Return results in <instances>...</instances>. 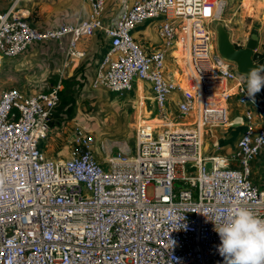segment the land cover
I'll use <instances>...</instances> for the list:
<instances>
[{
  "label": "built area",
  "instance_id": "built-area-1",
  "mask_svg": "<svg viewBox=\"0 0 264 264\" xmlns=\"http://www.w3.org/2000/svg\"><path fill=\"white\" fill-rule=\"evenodd\" d=\"M85 1L87 18L49 29L33 27L17 3L0 11V54L17 57L35 42L68 36L65 67L83 54L79 35L101 32L108 47L91 86L124 95L149 83L160 121L135 123L132 148L102 159L82 124L66 154L49 157L40 144L59 105L63 69L44 91L2 90L0 264H225L212 220L236 206L264 218V184L250 176L264 154V106L251 102L243 75L217 52L213 23L225 1L123 0L110 22L107 0ZM148 20L156 30L151 52L133 37ZM233 103L242 108L235 148L206 154L205 135L228 122Z\"/></svg>",
  "mask_w": 264,
  "mask_h": 264
},
{
  "label": "rangeland",
  "instance_id": "rangeland-1",
  "mask_svg": "<svg viewBox=\"0 0 264 264\" xmlns=\"http://www.w3.org/2000/svg\"><path fill=\"white\" fill-rule=\"evenodd\" d=\"M224 1L225 6L218 19L224 21L226 28L231 32L232 41L242 46V41L249 37L251 31L256 30L262 24L264 25V0ZM102 34L101 32L96 33L99 40L95 44L99 47L107 41V37ZM84 42L89 45L88 36ZM39 49L38 58L31 59L24 54L13 58L0 54V92L4 89L18 88L26 93H37L48 89L59 79L61 67L57 71L54 70L55 57L41 54L44 48L39 47ZM25 52L27 53V51ZM254 57V59L258 58L257 53L254 54ZM168 67L173 71L177 69L173 61L168 62ZM83 78V75L79 79L68 78L72 80L69 81L72 84L69 89H72L75 99L71 120L69 114L59 106L53 117L56 116L60 122L56 123L52 118L48 140L53 145L55 153L58 152L55 156L61 154L59 151L63 150V146H66L68 136L73 133L74 128L82 124L86 126V131L91 132L95 138L97 149H94V153L97 158L108 155L112 149L116 150L117 147L124 146V144L128 147L131 145L132 148V139L129 133L132 126L130 122L133 121L137 105L140 103V100L137 101L138 97L135 96V93L121 97L118 94L104 91H101L99 95L81 96L80 91L74 92L73 86L76 81L81 82ZM84 82L86 80L81 82V85ZM105 90L107 91V89ZM149 102L147 100L144 103L150 106ZM118 104H121L119 106L121 111H118ZM240 118L241 108H237L233 103L228 111V122L210 128L205 135L206 154L227 153L235 148L241 128L238 124L231 123H236ZM51 136L54 138L51 139ZM263 161L264 154L252 161L250 176L253 181L254 178L264 177V167L261 168L259 165ZM254 182L260 184V181Z\"/></svg>",
  "mask_w": 264,
  "mask_h": 264
},
{
  "label": "crops",
  "instance_id": "crops-1",
  "mask_svg": "<svg viewBox=\"0 0 264 264\" xmlns=\"http://www.w3.org/2000/svg\"><path fill=\"white\" fill-rule=\"evenodd\" d=\"M122 2L123 0H107L105 7V14L108 22H110L112 18L118 15L119 11L121 10ZM14 3H17L16 7L22 13L25 14L27 21L33 27L38 29H49V28H54L63 22L73 23L78 20H83L87 18L90 12L89 4L85 0H0V11L7 10ZM155 31H156L155 24L154 21L152 20L144 21L143 23L136 26V28L133 31L134 39L141 45V47L146 52H151L157 47ZM256 31L258 34L257 48L259 47L262 48L264 46L263 24L261 26H258ZM88 37L90 39L89 45L85 44L84 42L86 36L84 35L78 36L79 39L77 38L78 40L77 50L83 54L82 56H78V57L75 56L69 57L68 58L69 63L65 67H63V62L66 56L65 51L68 45V40H69L68 36H65L61 40L51 39L44 42L41 41L35 42L25 50L27 51V53L24 51L25 53L23 52L22 54L26 55L29 59L38 58L40 53L39 47H43L44 51H41V54L44 53L50 57L52 56L55 57V60L53 61L55 65L54 70L57 71L61 67L60 69H63L62 76L64 79H68V78L79 79L82 75L84 76L81 82H83L84 80H86V82L82 83L81 85V82L76 81L75 85L73 86L74 92L80 91V95L84 97L88 96L89 94H93V96L99 95L101 94V91L110 93L108 90L106 91L103 88L94 89L91 86V82L94 77L97 65L100 62L101 58L103 57L104 51L108 47L109 39L106 38L107 41H105V43L103 42L104 43L102 44L103 46L99 47V45L95 44L96 41L99 40L96 34ZM181 83L182 85L186 84L185 78L182 79ZM98 91L100 92L98 93ZM134 93L135 96L138 97L137 101L140 100V103H138L137 105V109L132 118L133 121L130 122L132 126L135 125V123L141 121H147V120H152L156 122L160 121V119L156 117L157 107L155 105L154 100L151 97L150 84L143 81L136 82L131 92L119 96L122 97ZM174 97L175 96L169 98L170 109L173 111H175ZM147 100L150 101L149 102L150 106L144 103ZM119 106H121V104H118L117 107L118 111H121ZM241 112H242V108H241ZM53 121H55L56 123L60 122L56 116L53 117ZM48 137L49 136L47 134L46 139L43 140L40 144L42 150L45 152L47 156L58 157L60 155L66 154V152L69 149L70 143L72 141V133L70 136H68L66 146L65 147L63 146V150L59 151L61 154L56 156L55 154H57L58 152L55 153L54 147L52 144H50ZM53 138L54 137L51 136V139ZM94 149H97V145L94 147ZM204 150H206L205 144H204ZM104 156L101 157L99 156V158L102 159L104 158ZM259 165L261 166V168L264 167V161L260 162ZM254 181L256 182L260 181V184L262 182H263L262 184H264V177L254 178Z\"/></svg>",
  "mask_w": 264,
  "mask_h": 264
},
{
  "label": "clouds",
  "instance_id": "clouds-1",
  "mask_svg": "<svg viewBox=\"0 0 264 264\" xmlns=\"http://www.w3.org/2000/svg\"><path fill=\"white\" fill-rule=\"evenodd\" d=\"M239 79L255 104L256 94L264 89V68L254 66ZM212 221L220 237L218 251L225 264H264V218L246 207L236 206Z\"/></svg>",
  "mask_w": 264,
  "mask_h": 264
},
{
  "label": "water",
  "instance_id": "water-1",
  "mask_svg": "<svg viewBox=\"0 0 264 264\" xmlns=\"http://www.w3.org/2000/svg\"><path fill=\"white\" fill-rule=\"evenodd\" d=\"M214 31L216 35V49L218 54L225 60L235 65L236 71L245 75L250 68H264V59L254 61V52L257 47L258 34L256 30L251 31L246 43L243 46H236L231 39V32L226 28L225 23L221 19H215ZM256 99L261 106H264V89L256 94ZM210 167V162L206 163V168ZM186 168L193 170L190 164H186Z\"/></svg>",
  "mask_w": 264,
  "mask_h": 264
},
{
  "label": "trees",
  "instance_id": "trees-1",
  "mask_svg": "<svg viewBox=\"0 0 264 264\" xmlns=\"http://www.w3.org/2000/svg\"><path fill=\"white\" fill-rule=\"evenodd\" d=\"M256 57V56H255ZM254 57V58H255ZM262 56L259 57L258 61L262 60ZM69 81H72L70 79H63V88L62 90L59 92V107L63 108L64 111H66V113H68L69 118L72 117V113H73V109H74V103H75V99H74V95H73V91L70 88V85H72ZM73 83V82H72Z\"/></svg>",
  "mask_w": 264,
  "mask_h": 264
},
{
  "label": "bare ground",
  "instance_id": "bare-ground-1",
  "mask_svg": "<svg viewBox=\"0 0 264 264\" xmlns=\"http://www.w3.org/2000/svg\"><path fill=\"white\" fill-rule=\"evenodd\" d=\"M216 1V0H215Z\"/></svg>",
  "mask_w": 264,
  "mask_h": 264
}]
</instances>
